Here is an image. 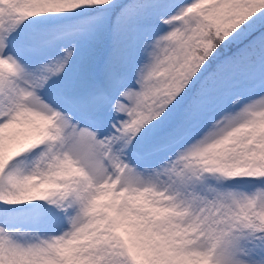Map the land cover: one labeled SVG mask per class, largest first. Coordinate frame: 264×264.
Listing matches in <instances>:
<instances>
[{
	"label": "snow or ice",
	"instance_id": "1",
	"mask_svg": "<svg viewBox=\"0 0 264 264\" xmlns=\"http://www.w3.org/2000/svg\"><path fill=\"white\" fill-rule=\"evenodd\" d=\"M0 264H264V0H0Z\"/></svg>",
	"mask_w": 264,
	"mask_h": 264
}]
</instances>
